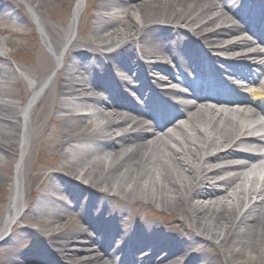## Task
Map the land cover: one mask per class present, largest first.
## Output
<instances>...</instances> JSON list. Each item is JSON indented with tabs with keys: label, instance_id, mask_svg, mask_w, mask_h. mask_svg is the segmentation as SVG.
Returning a JSON list of instances; mask_svg holds the SVG:
<instances>
[{
	"label": "bare ground",
	"instance_id": "6f19581e",
	"mask_svg": "<svg viewBox=\"0 0 264 264\" xmlns=\"http://www.w3.org/2000/svg\"><path fill=\"white\" fill-rule=\"evenodd\" d=\"M21 1L0 0V48L27 64L0 54V168L20 156L0 238L34 226L0 264H264V142L241 137H264V0H97L85 40L86 0L71 19L70 0Z\"/></svg>",
	"mask_w": 264,
	"mask_h": 264
},
{
	"label": "rangeland",
	"instance_id": "374dc122",
	"mask_svg": "<svg viewBox=\"0 0 264 264\" xmlns=\"http://www.w3.org/2000/svg\"><path fill=\"white\" fill-rule=\"evenodd\" d=\"M77 0H70V4H69V9H70V16L69 18L71 19V13L75 7ZM97 3V0H86L85 2V7H84V12L82 14L81 20L80 22H78L77 25V29L75 31V36L79 35V31L82 29L84 32V35H81L82 39H87L88 36H90V30H88L87 27V19L89 17V14L91 12H93L95 10V5ZM24 9L25 12L29 18L30 21V26L26 27L25 31L28 32L30 34V40H35L37 41V43L43 48V50L45 52L48 53L47 47L45 46V42L42 36V30H40L41 26L38 25V23L36 22L35 18H33L30 10L28 9V7H26V5L24 4ZM57 8V6H56ZM44 20L47 21L48 23L54 25V26H59L58 24L55 23V20L51 19L49 16H44ZM68 25V24H67ZM19 27L20 26H16ZM17 42L20 44L22 41L20 39H17ZM63 47L61 48L62 51ZM1 51L7 53V55H4L5 57H7L8 59H10V61L13 63L14 66H26L27 64L26 61L24 60V58L22 57L24 55V52L21 54V51L18 50L17 48L14 47H9V46H5L3 49H1ZM53 72V76L56 75L55 70L52 71ZM53 127V126H52ZM49 155V154H48ZM51 157V155H49ZM20 163V156H16L15 158H13V160L9 161L7 164H3L0 168V173L2 175H9L12 179V181L15 180L16 177V171H17V166ZM61 165V163H60ZM54 171V168H47L43 173H48ZM9 190H8V186L7 185H0V227L1 225L4 224V217H5V213H6V208L8 206V200H9V196H8ZM23 197H24V204H25V210H27V202L25 201V192L23 193ZM144 209V208H143ZM142 211V209H141ZM139 216L141 215V213H138ZM29 214H26L25 216L22 217L21 220H15V224L14 226L10 227V229L8 230V233L6 236H12L17 234L18 230H20V235L22 236V242L19 245V248H21L24 251H29V245L32 242V238L33 236L28 235L26 232L23 233V231H27L28 229L32 228L34 226V220H31V222L28 221ZM161 215V214H160ZM160 215H152L150 214V212H147L146 216H148L149 220L151 222H156V223H160L159 219H162ZM166 220H171V216H167V218H164ZM25 221V222H22ZM173 226V225H172ZM168 227V228H173V227ZM36 230H39V228H35ZM4 252V245L0 244V260H1V254Z\"/></svg>",
	"mask_w": 264,
	"mask_h": 264
}]
</instances>
